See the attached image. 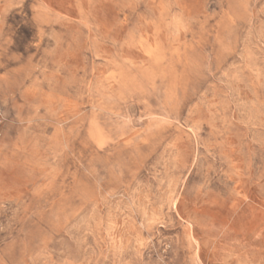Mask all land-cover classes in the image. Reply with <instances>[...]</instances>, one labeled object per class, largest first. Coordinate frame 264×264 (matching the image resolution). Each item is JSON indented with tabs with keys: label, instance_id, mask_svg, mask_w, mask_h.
Masks as SVG:
<instances>
[{
	"label": "rangeland",
	"instance_id": "374dc122",
	"mask_svg": "<svg viewBox=\"0 0 264 264\" xmlns=\"http://www.w3.org/2000/svg\"><path fill=\"white\" fill-rule=\"evenodd\" d=\"M0 264H264V0H0Z\"/></svg>",
	"mask_w": 264,
	"mask_h": 264
},
{
	"label": "bare ground",
	"instance_id": "6f19581e",
	"mask_svg": "<svg viewBox=\"0 0 264 264\" xmlns=\"http://www.w3.org/2000/svg\"><path fill=\"white\" fill-rule=\"evenodd\" d=\"M80 1V0H79ZM153 2V1H152ZM154 3H155V1H154ZM94 4V3H93ZM163 6V5H162ZM153 11L155 12V15H156V18L157 19H159L160 21L163 19V16L165 15V14H163V12L160 10V9H158V7L157 8H155L154 7V9H153ZM166 11V10H165ZM83 12H85V11H83ZM78 13H80L79 11H78ZM86 15V14H85ZM84 16V15H83ZM87 16V15H86ZM85 16V17H86ZM89 16V15H88ZM127 22V19H126V16L124 15V16H122V19H121V21H120V23L121 24H124V23H126ZM151 23L153 24V26H158V24L157 23H155V20H153V21H151ZM179 27V26H178ZM179 29V28H178ZM183 30V29H182ZM147 33V32H146ZM143 35V34H142ZM153 36H161L162 34H161V32L158 30V29H155V31H154V33L152 34Z\"/></svg>",
	"mask_w": 264,
	"mask_h": 264
}]
</instances>
